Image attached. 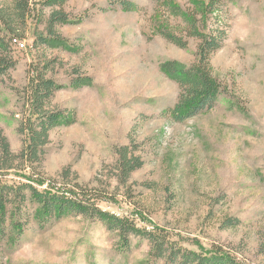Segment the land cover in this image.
<instances>
[{"label": "rangeland", "instance_id": "374dc122", "mask_svg": "<svg viewBox=\"0 0 264 264\" xmlns=\"http://www.w3.org/2000/svg\"><path fill=\"white\" fill-rule=\"evenodd\" d=\"M121 1L139 10L124 11ZM164 1L68 0L70 22L57 26L63 45L32 48L34 29L46 33V9L44 22L31 25L22 41L27 50L13 48L14 70L0 77V129L19 152L22 102L15 89L26 84L34 57L46 54L56 60L50 76L63 86L54 103L75 119L51 132L46 177L71 168L80 183L109 184L118 197L116 205H101L109 212L141 213L192 250L218 248L240 264H264V0H235L222 14L226 39L211 64L226 93L185 122L167 113L180 89L160 65H191L199 41L186 38L181 49L160 33L183 36L195 5L174 0L183 10L177 14ZM76 80L86 85L75 87ZM129 144L144 166L123 188L106 175L115 148ZM27 206L30 222L21 231L12 226L13 210L0 227V264H149L145 240L132 238L126 250L102 223L78 217L40 226L37 205L29 199ZM229 219L239 224L224 227Z\"/></svg>", "mask_w": 264, "mask_h": 264}, {"label": "trees", "instance_id": "16d2710c", "mask_svg": "<svg viewBox=\"0 0 264 264\" xmlns=\"http://www.w3.org/2000/svg\"><path fill=\"white\" fill-rule=\"evenodd\" d=\"M67 1L0 0V77H6L14 70L16 61L13 48L20 49L19 43L27 39L31 25L44 22L46 9L50 10L46 33L40 32L39 28L34 29L32 48H51L53 43L59 47L63 45L57 26L70 22L63 10ZM165 1H168L166 6L172 12H183L174 0ZM190 1H194L193 10L196 13L190 15L191 21L183 36L168 30L160 33L163 39L181 49L188 46L186 38L199 41L195 61L191 65L181 66L176 61H166L160 65V70L180 89L176 105L167 110L177 122H185L211 111L226 93L222 83L214 76L211 59L226 39L222 14L235 0ZM120 5L124 11L139 10L129 1H121ZM24 44L25 48L20 50H27ZM55 68V59L44 53L35 56L26 71V84L21 90L15 89L22 102L17 126L22 143L19 152L12 150L8 138L0 129V227L6 224L10 210H13V228L21 231L24 224H29L27 202L30 199L37 205L35 218L40 226L53 219L78 217L102 223L109 232L118 235L126 250H130L132 238L147 241L150 246L149 264H240L222 249L205 251L196 241L187 244L198 246L199 251L186 247L170 231L154 225L141 213L132 211L128 215H118L103 209L102 204L116 205L118 197L114 191H110L109 184H103L98 179L100 183L95 186L80 183L77 178L71 179V168L63 169L57 179L44 175L43 163L47 147L51 144V132L75 123L69 111L54 103L55 95L63 88L50 76ZM72 84L75 87L86 85L80 80ZM136 150L131 144L115 148L117 159L109 168L111 174L107 173L106 176L115 178L123 188L133 173L144 166ZM146 222L151 227L146 226ZM237 224L238 221L229 219L224 227L233 228Z\"/></svg>", "mask_w": 264, "mask_h": 264}, {"label": "built area", "instance_id": "2783aa9c", "mask_svg": "<svg viewBox=\"0 0 264 264\" xmlns=\"http://www.w3.org/2000/svg\"><path fill=\"white\" fill-rule=\"evenodd\" d=\"M19 48L20 49H24L25 48V44L24 43H19Z\"/></svg>", "mask_w": 264, "mask_h": 264}]
</instances>
